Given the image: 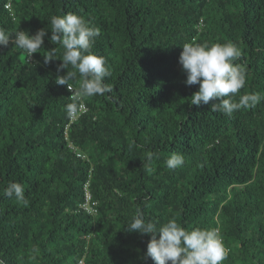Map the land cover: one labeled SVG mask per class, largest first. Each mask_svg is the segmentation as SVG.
I'll use <instances>...</instances> for the list:
<instances>
[{
  "label": "trees",
  "instance_id": "trees-1",
  "mask_svg": "<svg viewBox=\"0 0 264 264\" xmlns=\"http://www.w3.org/2000/svg\"><path fill=\"white\" fill-rule=\"evenodd\" d=\"M70 12L100 29L92 52L106 58L111 91L84 97L69 124L74 92L55 79L75 69L58 71L50 18ZM0 28L47 30L30 57L0 48L4 264H154L150 236L126 231L138 210L146 221L218 229L222 264H264V99L231 115L213 101L191 105L199 86L185 85L178 62L185 43L230 42L246 71L234 102L264 96V0H0ZM69 83L79 89L81 78ZM172 153L181 167H166ZM11 182L23 184L27 206L3 195Z\"/></svg>",
  "mask_w": 264,
  "mask_h": 264
},
{
  "label": "clouds",
  "instance_id": "clouds-1",
  "mask_svg": "<svg viewBox=\"0 0 264 264\" xmlns=\"http://www.w3.org/2000/svg\"><path fill=\"white\" fill-rule=\"evenodd\" d=\"M52 44L63 48L61 65L58 68L67 71L63 76H57L55 83L63 85L74 95L72 103L66 105L70 116L80 115L81 100L84 97L104 95L111 89L104 83L109 75L107 61L104 56L92 52L100 29L75 13L50 18ZM47 30L41 28L33 35L27 31L17 30L14 33L0 28V48H6L14 43L30 57L42 48ZM240 50L232 43H213L211 45L185 43L179 55L178 62L186 76V86L198 85V90L191 95V105L211 104L212 111H220L231 115L241 108L256 106L264 96L258 92L240 96L238 102L233 97L239 93L246 83V71L243 65L235 61L240 57ZM52 59L45 58V62ZM81 78L79 89H74L69 83ZM155 153L149 151L146 159L151 161ZM166 167L176 169L184 164V156L172 153L165 161ZM149 172L151 168L147 169ZM3 195L15 197L18 203L28 205L23 184L11 182L3 191ZM91 200V196L89 201ZM126 231L137 232L150 236L145 256L151 258L154 264H222L227 259L228 250L218 229L193 228L187 230L175 219H169L163 224L156 221H146L143 214L137 211ZM0 264H4L0 260Z\"/></svg>",
  "mask_w": 264,
  "mask_h": 264
},
{
  "label": "built area",
  "instance_id": "built-area-1",
  "mask_svg": "<svg viewBox=\"0 0 264 264\" xmlns=\"http://www.w3.org/2000/svg\"><path fill=\"white\" fill-rule=\"evenodd\" d=\"M6 8L10 9V3H9V2L6 4ZM73 95H74V94H73ZM73 95H72V96H73ZM84 111H85V105H84L83 102H81L80 114H81L82 112H84ZM78 116H79V115H78ZM78 116H75V117H73V116H69V118H70V120H69V121H70L69 124H70L71 122H73ZM69 124L66 125L65 129H67V127H68ZM65 134H67V133L65 132ZM77 155H80V154L78 153ZM85 198H86V200H85L83 206H84L85 208H89V199H90V195H87V194H86Z\"/></svg>",
  "mask_w": 264,
  "mask_h": 264
},
{
  "label": "rangeland",
  "instance_id": "rangeland-1",
  "mask_svg": "<svg viewBox=\"0 0 264 264\" xmlns=\"http://www.w3.org/2000/svg\"><path fill=\"white\" fill-rule=\"evenodd\" d=\"M86 194L91 196V193H90L89 191H87ZM85 196H86V195H85Z\"/></svg>",
  "mask_w": 264,
  "mask_h": 264
}]
</instances>
